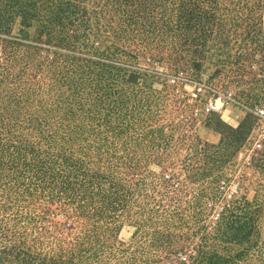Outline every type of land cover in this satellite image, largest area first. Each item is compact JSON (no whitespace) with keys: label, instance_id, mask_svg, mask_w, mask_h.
Returning <instances> with one entry per match:
<instances>
[{"label":"rangeland","instance_id":"374dc122","mask_svg":"<svg viewBox=\"0 0 264 264\" xmlns=\"http://www.w3.org/2000/svg\"><path fill=\"white\" fill-rule=\"evenodd\" d=\"M238 10L232 8L230 13ZM248 25L245 21L220 25L231 35L230 46H243L230 59L218 51L225 41L220 40L219 27L212 34H182L177 45L121 53L120 65L137 63L149 68V60L130 56L154 52L150 55L166 65L192 68L197 78L185 72L169 73L165 66L154 64L157 77L149 76L143 88L141 83L126 90L119 83L114 104L99 107L101 158L112 169L104 173L111 176L109 181L98 187L100 198L93 200L94 187L81 183L74 173L67 185L70 196L65 197L73 212L54 218L63 225L62 232L45 235L36 224L41 225L40 212L25 211L18 222L14 216L0 217L13 229L19 225L16 238L4 233L8 241L0 235V242L14 247L13 252L18 247L24 250L22 242L34 246L39 257L22 256L25 264H179L199 245L205 246L206 261L260 264L264 258V150L253 148L264 135V122L252 111L264 109V54L258 49L259 40L244 41L240 35ZM174 79L178 80L175 86ZM199 83L233 92L238 106L224 119L195 116V108L203 101L192 95ZM163 89L171 93L168 99ZM171 101L179 102L180 108H195L175 116ZM111 200L117 213L92 210L95 203L101 209V202ZM81 207L84 212L78 215L75 211ZM232 215L239 220L233 235H242L235 244L222 238ZM245 232H252L251 244L243 238ZM7 261L3 264H20L14 257Z\"/></svg>","mask_w":264,"mask_h":264},{"label":"trees","instance_id":"16d2710c","mask_svg":"<svg viewBox=\"0 0 264 264\" xmlns=\"http://www.w3.org/2000/svg\"><path fill=\"white\" fill-rule=\"evenodd\" d=\"M232 8L239 10L230 13ZM230 21L248 22L240 35L244 41L259 40L258 49L264 54V0H0V217L14 216L18 222L25 211L40 212L44 227L36 224L45 235L62 232L63 225L54 218L73 212L65 198L70 196L67 185L72 175L94 187L93 200L101 196L99 185L111 178L104 175L112 169L105 166L99 148V107L114 104L119 83L126 90L141 83L143 88L149 76L157 77L154 64L197 78L192 68L166 65L150 55L154 52L130 56L149 60V68L120 65L117 57L127 49L145 52L177 45L182 34H212L219 27L220 40L225 41L218 51L230 59L234 50L237 54L243 48L230 46L231 35L220 26ZM163 92L168 99L171 93ZM171 102L175 116L190 111V105L182 109L179 102ZM101 204V209L95 203L92 210L119 211L111 207L113 200ZM82 210L75 212L82 215ZM238 221L230 216L222 238L237 243L242 235H233V226ZM18 226L13 229L1 221L2 240L8 241L9 232L16 238ZM251 236L252 232L243 234L250 244ZM5 244L0 242V264L12 257L20 264L27 263L22 256L39 257L25 242L24 250L18 247L15 252ZM204 247H197L198 255L192 249L179 264H243L206 261Z\"/></svg>","mask_w":264,"mask_h":264},{"label":"built area","instance_id":"2783aa9c","mask_svg":"<svg viewBox=\"0 0 264 264\" xmlns=\"http://www.w3.org/2000/svg\"><path fill=\"white\" fill-rule=\"evenodd\" d=\"M173 82H174L173 86H175V84H178L177 83L178 80L174 79ZM192 95L196 99L203 98V101L200 102V105L198 107L195 108V106L191 105L192 107L191 112H193L195 108L194 111L195 116L197 114H204L206 116L220 115L222 119H224L227 115H229L228 114L230 112L229 110L236 105L238 106L239 104L235 99L233 92L210 88L207 87L204 83L196 84L193 89ZM252 112H254L255 115L258 118H261V120H263L264 122V109L255 107ZM253 149L257 152L264 150V135L259 136V138L254 143ZM220 217H221V213L217 214L216 221L219 220Z\"/></svg>","mask_w":264,"mask_h":264}]
</instances>
